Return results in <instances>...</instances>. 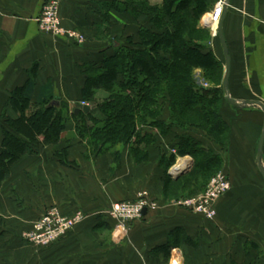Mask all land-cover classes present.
Returning <instances> with one entry per match:
<instances>
[{"label": "crops", "instance_id": "obj_1", "mask_svg": "<svg viewBox=\"0 0 264 264\" xmlns=\"http://www.w3.org/2000/svg\"><path fill=\"white\" fill-rule=\"evenodd\" d=\"M57 1L61 26L83 35L82 43L40 31L36 19L46 0H0V145L5 118H16L8 105L9 94L24 87L30 76L36 84L33 100L40 87L50 83L54 98L68 112L81 110L83 67L98 64L103 54L111 53L110 39L122 42L136 37L138 23L128 14L111 10L109 20L101 22L100 5L114 0ZM224 1L209 0L212 6L204 17ZM139 22L146 25L145 18ZM222 30L230 58L227 88L231 99L264 104V0H230ZM210 46L224 70L217 36ZM221 113L230 128L227 148L221 151L207 144L223 157L230 189L216 202L213 220L161 202L158 209L130 224L123 241L117 236L110 240L106 234L113 222L106 210L112 203L134 197L143 183L154 198L161 199L162 174L155 149H148L154 160L134 167L123 146L114 148V156H98L81 141L34 143L32 152L11 167L0 186V264H264V179L256 165L264 114L254 108L236 109L227 102ZM66 130L75 133V123H67ZM174 137L156 143L162 154H169ZM179 164H183L181 171L192 163L185 156L179 157ZM50 206L58 207L63 215L82 211L86 218L50 249L32 250L20 235ZM176 228L182 229L189 242L166 254L160 247Z\"/></svg>", "mask_w": 264, "mask_h": 264}, {"label": "trees", "instance_id": "obj_2", "mask_svg": "<svg viewBox=\"0 0 264 264\" xmlns=\"http://www.w3.org/2000/svg\"><path fill=\"white\" fill-rule=\"evenodd\" d=\"M211 6L209 0H161L158 4L149 0H114L100 5L102 23L109 20L111 10L128 14L138 23L137 36L122 42L110 39L111 53L103 54L98 64L83 67L80 94L82 103L90 108L86 113L68 112L61 102L51 105L57 100L50 83L41 86L33 100L36 84L31 76L24 87L9 94L8 105L16 118L4 117L0 184L11 167L32 152L34 143H59L66 124L73 121L78 140L92 152L124 145L138 160L145 157L143 148L163 143L165 137L174 134L171 150L175 154L169 152L160 158L163 200L179 201L203 191L224 166L220 153L204 140L210 137L207 140L224 151L230 138L229 125L220 116L225 101L221 90L223 65L206 43L209 32L196 29L199 18ZM140 18L146 19V25L139 24ZM195 29L200 34H195ZM196 69L211 88L196 83ZM98 91L106 94L100 102ZM163 105L169 111L166 121L162 119ZM177 156H190L193 167L186 177L173 180L167 170ZM187 242L182 229L176 228L160 248L168 254Z\"/></svg>", "mask_w": 264, "mask_h": 264}, {"label": "built area", "instance_id": "obj_3", "mask_svg": "<svg viewBox=\"0 0 264 264\" xmlns=\"http://www.w3.org/2000/svg\"><path fill=\"white\" fill-rule=\"evenodd\" d=\"M223 11V2H218L214 7L211 15L209 16V23H217ZM36 23L42 33L65 36L68 39L74 40L77 43L84 41L83 35L76 30L64 29L60 24L59 18V2L57 0H46L42 6L40 16L36 19ZM213 30V29H212ZM215 32V29L213 30ZM85 106V104H82ZM175 154V150H171ZM230 189V183L224 173H219L214 177L208 185L205 192L193 199H186L179 202H175L173 205L179 206L187 211L200 215L206 220H213L216 216L215 203ZM143 200L131 205L126 203H117L111 206L108 217L113 222V228L119 239L128 233L129 224L138 221L143 217V211L148 209L154 210L155 204H150ZM177 203V204H176ZM66 225L61 224L60 221L52 223L49 217H44L36 224V230L44 232L41 241L50 242V239H54L62 235L65 231L69 230L73 223L65 222Z\"/></svg>", "mask_w": 264, "mask_h": 264}, {"label": "rangeland", "instance_id": "obj_4", "mask_svg": "<svg viewBox=\"0 0 264 264\" xmlns=\"http://www.w3.org/2000/svg\"><path fill=\"white\" fill-rule=\"evenodd\" d=\"M214 9V8H213ZM207 17H209V16H205L204 17V15L201 17V18H199V22H198V26L196 27V29L197 28H201V29H204V30H206L207 32H209V35H210V40L209 41H207L206 43H207V45L209 46V49H210V44H211V40H212V37L213 36H216L215 35V32L213 31L214 29H215V27H216V24L217 23H212L210 26H208L207 25V23H209V19L207 18ZM210 24V23H209ZM195 29V34H200V33H197V30ZM213 29V30H212ZM136 36H137V33H136ZM202 37V36H201ZM206 40V39H205ZM204 41V40H203ZM193 73H194V75H193V77H194V79H195V81H196V83L198 84L199 82H201V84L200 85H202L203 87H208V88H211L212 87V85H210V84H208V83H206V82H204V80H203V78H202V74H201V71L199 70V69H196V70H194L193 71ZM223 74H224V70H223V73H222V79H223ZM221 90H222V85H221ZM99 93L101 94L100 95V97L99 98H101L100 99V101L106 96V94L103 92V91H98L97 92V95H96V97H98V95H99ZM103 95V96H102ZM98 99V98H97ZM98 102H100L99 100H97ZM224 103L226 102V101H223ZM222 102V103H223ZM82 104H85V103H82ZM164 106V108H163V110H162V119H164V121H166L168 118H169V111H168V108L166 107V105H163ZM222 107H224V104H223V106ZM222 111V110H221ZM221 115H222V113H221ZM220 115V116H221ZM223 118V117H222ZM190 121V120H189ZM192 121V120H191ZM73 121H70V123H72ZM69 123V122H68ZM210 138V137H209ZM209 138H207V139H209ZM205 139H206V137H205ZM204 140V142H206V144L208 143L207 141H209V140ZM60 142H62V143H81V142H79V140H78V138H77V136H76V134L73 132V133H68V131L66 130V131H64L63 132V134H62V136H61V140H60ZM59 142V143H60ZM208 146H209V144H207ZM118 146H123L127 151H128V156H130L132 159V166H134V167H140V166H145V165H148V163L150 162V160H154L153 158H151L152 157V155L154 156V153L152 152V154H151V152L148 150V149H150V148H153V149H155V152L156 153H158L157 154V158H156V161H157V168L161 171V174H162V178H163V173H164V171H163V164L162 163H160V158H161V156L162 155H164L165 153H163L162 154V150L160 149V146H157L156 145V143H153L152 145H148L146 148H143L142 149V153H144V155H145V157H139V160H138V158H135V157H133L132 156V154L129 152V147L128 146H124V145H118ZM117 147V146H116ZM115 148V147H114ZM114 148H112L111 149V151L110 150H104V151H101V152H92L90 149V151L92 152V153H95V154H97L98 156L99 155H103V154H105V153H113V156H114V154H115V152H114ZM219 148V147H218ZM219 150H221V149H219ZM106 151H109V152H106ZM221 151H223V150H221ZM170 152H171V150H170ZM172 153V152H171ZM62 153H58V155L60 156ZM173 154V153H172ZM143 155V154H142ZM62 157H64L63 155H61ZM185 157V156H184ZM188 157H190V156H188ZM178 159H179V157L177 156L176 158H175V160H174V162L172 163V165L168 168V170H167V175H169L170 176V174H175V171L176 170H178V169H181V168H178L179 166H180V164L179 165H177L178 164ZM190 159H191V165H190V168H189V166H188V168H189V171H187V173H185L184 175H182V176H180L179 178H183V177H186L187 175H189V173H190V171L192 170V167H193V161H192V158L190 157ZM119 157H118V163H119ZM177 165V166H176ZM185 167V166H184ZM144 168V167H143ZM183 168V167H182ZM187 167H185V169H186ZM141 172L143 173L144 172V170H141ZM219 173H224V171H218V172H216L210 179H209V181L206 183V185H204L205 186V188L203 189V191H201L199 194H196V195H193V196H190V198L188 197V198H186V199H193V198H196V197H198L199 195H201V194H203L204 192H205V190L208 188V185H209V183L211 182V180L214 178V177H216ZM225 174V173H224ZM226 176V175H225ZM228 179V178H227ZM161 181V184H162V179L160 180ZM229 181V180H228ZM4 182V181H3ZM143 183V182H142ZM142 183H139L138 184V187H139V185L140 184H142ZM230 183V182H229ZM2 184V183H1ZM1 184H0V186H1ZM163 195L161 194V199L159 200L158 198H154V195H153V193H152V191L148 188V187H146V185H145V183H143L139 188H137V190L135 191V193H134V197H128L126 200H123V201H118V202H114V203H112L109 207H108V209L106 210V214L109 212V210H110V208H111V206L112 205H114V204H117V203H126V204H131V205H134V204H136V203H138V202H140V201H142L143 200V197L144 198H146V200L145 201H147L148 203H149V205L150 204H155L156 205V207L157 208H155V209H158L159 208V206H160V204H161V202H163V203H170V202H172V204H174L175 202H179V201H182V200H186V199H181V200H179V201H164L163 200V197H162ZM161 200H163V201H161ZM177 204V203H176ZM215 205H216V203H215ZM174 206H176V205H174ZM176 207H179V206H176ZM180 208V207H179ZM154 209V210H155ZM154 210H150V209H148V211H154ZM216 210V209H215ZM147 211V212H148ZM108 216V215H107ZM44 217H49L50 219H51V221H52V223H55L56 221H60L61 222V224H64V225H66V223L65 222H70V223H73V225L71 226V228L69 229V230H67V231H65L62 235H60L59 237H56V238H54V239H50V242H45V241H41V239H42V236L45 234L44 232H39V231H37L36 230V224L35 223H37L39 220H41V219H43ZM85 215L83 214V212L82 211H74L71 215H63L61 212H60V210H59V208L58 207H56V206H50V207H48V208H46L45 210H44V212L42 213V215L38 218V219H36L32 224H31V226L28 228V229H26L25 231H23L22 232V234L20 235L21 236V239L27 244V245H29L30 247H32L31 249L32 250H47V249H50L53 245H55V244H57L58 242H60L61 240H63L65 237H67L68 235H70V233L72 232V231H74V229H76L77 228V226H79L84 220H85ZM131 224V223H130ZM130 224H129V227H128V230H130ZM113 226V225H112ZM128 233H129V231H128ZM128 233L125 235V236H122L120 239H119V241H123V239H125L126 237H127V235H128ZM106 235H109V237H110V240H113L114 238H116V233H115V231H114V228L112 227L111 229H110V231H109V233L108 234H106ZM167 264H170V263H167Z\"/></svg>", "mask_w": 264, "mask_h": 264}, {"label": "water", "instance_id": "obj_5", "mask_svg": "<svg viewBox=\"0 0 264 264\" xmlns=\"http://www.w3.org/2000/svg\"><path fill=\"white\" fill-rule=\"evenodd\" d=\"M230 0H225L224 4H223V11L222 14L220 16L219 22L217 24L216 30H215V35L218 37L219 42L221 44L222 47V51H223V56H224V62H225V66H224V74H223V79H222V92L225 98V101H227V103L236 108V109H247V108H254V109H258L259 111H261L264 114V104L261 103L260 101H236L231 99L230 95H229V90H228V82H229V73H230V58H229V53H228V49L226 46V42L224 39V35H223V30H222V25H223V20H224V13L225 10L227 8V6L229 5ZM208 26H210L209 23H207ZM58 101H54L51 103V105H55L58 106ZM80 111L82 112H88L89 108L87 106H84L81 110L79 109H75L74 113L78 114ZM263 145H264V126L260 135V139L257 145V154H256V165L257 168L259 170V173L261 174V176L264 179V167L262 165V151H263ZM190 168V165H189ZM189 168L187 167L184 170H176L175 174H170V177L173 180L178 179L180 176L184 175L185 173H187V171H189ZM145 210L143 211V215L145 214Z\"/></svg>", "mask_w": 264, "mask_h": 264}, {"label": "bare ground", "instance_id": "obj_6", "mask_svg": "<svg viewBox=\"0 0 264 264\" xmlns=\"http://www.w3.org/2000/svg\"><path fill=\"white\" fill-rule=\"evenodd\" d=\"M219 22V21H218ZM218 22H217V24H218ZM216 27H217V25H216ZM183 167V164H180V166H179V168H182Z\"/></svg>", "mask_w": 264, "mask_h": 264}]
</instances>
